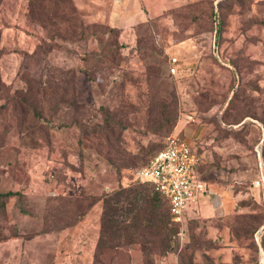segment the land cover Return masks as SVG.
<instances>
[{
	"label": "rangeland",
	"instance_id": "1",
	"mask_svg": "<svg viewBox=\"0 0 264 264\" xmlns=\"http://www.w3.org/2000/svg\"><path fill=\"white\" fill-rule=\"evenodd\" d=\"M175 134L177 223L136 177ZM0 192V264H264V0H0Z\"/></svg>",
	"mask_w": 264,
	"mask_h": 264
},
{
	"label": "built area",
	"instance_id": "2",
	"mask_svg": "<svg viewBox=\"0 0 264 264\" xmlns=\"http://www.w3.org/2000/svg\"><path fill=\"white\" fill-rule=\"evenodd\" d=\"M179 58L170 59V72H179ZM199 158L187 139L180 134L167 138L162 150L136 177L142 183L149 182L167 201L174 222L184 220L187 209L209 191V184L198 174ZM179 235H182L179 232Z\"/></svg>",
	"mask_w": 264,
	"mask_h": 264
},
{
	"label": "trees",
	"instance_id": "3",
	"mask_svg": "<svg viewBox=\"0 0 264 264\" xmlns=\"http://www.w3.org/2000/svg\"><path fill=\"white\" fill-rule=\"evenodd\" d=\"M146 184H149L150 186H152L153 187V189L157 192V190L155 189V186L153 185V184H151V183H149V182H145ZM145 183H143V184H145ZM18 193H15V192H8V193H3V192H0V197H13V196H15V195H17ZM157 194L163 199V200H165L164 199V197L161 195V194H159L158 192H157ZM166 201V200H165ZM167 202V201H166ZM168 205V204H167ZM169 210V209H168ZM171 215V214H170Z\"/></svg>",
	"mask_w": 264,
	"mask_h": 264
},
{
	"label": "crops",
	"instance_id": "4",
	"mask_svg": "<svg viewBox=\"0 0 264 264\" xmlns=\"http://www.w3.org/2000/svg\"><path fill=\"white\" fill-rule=\"evenodd\" d=\"M220 196V195H219ZM221 201V200H220ZM221 205V204H220Z\"/></svg>",
	"mask_w": 264,
	"mask_h": 264
}]
</instances>
